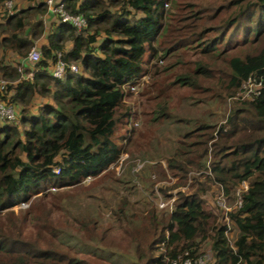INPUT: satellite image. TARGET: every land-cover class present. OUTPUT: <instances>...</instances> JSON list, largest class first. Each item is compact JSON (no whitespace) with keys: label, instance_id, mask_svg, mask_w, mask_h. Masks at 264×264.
Listing matches in <instances>:
<instances>
[{"label":"trees","instance_id":"obj_1","mask_svg":"<svg viewBox=\"0 0 264 264\" xmlns=\"http://www.w3.org/2000/svg\"><path fill=\"white\" fill-rule=\"evenodd\" d=\"M5 1L0 0V36L7 29L10 33L0 44L20 57L42 35L46 44L39 47L41 59L31 79H17L18 71L9 65L0 68L2 77L14 81L7 84V96L18 112L17 122L0 123V210L18 206L48 183L76 185L118 163L125 148L113 136L122 119H132L133 108L125 98L148 73L145 56L161 60L196 46L211 65L197 63L192 73L174 72V84L200 87L216 103L235 96L251 77L261 82L260 93L231 108L223 122L198 123L179 135L164 166L157 165L160 177L170 175L183 183L190 179L188 192H177L171 211H138L139 219L117 241L108 228L91 229L106 248L117 244L124 252L132 249L131 264H168L167 259L185 253L194 257L206 240L212 264H264V0H223L209 16H183L181 27L166 23L169 0H62L69 12L85 17L86 27L77 30L57 20L49 31L42 20L43 0H21L26 7L13 5L12 14ZM205 19L215 23L203 26ZM27 26L29 35H24ZM56 52L79 72L53 77ZM198 77L211 80L210 86L201 85ZM35 94L46 100L33 103ZM243 182L242 205L228 213L237 231L231 243L224 215L206 210L202 194L217 183L233 197ZM121 211L131 219L129 207ZM53 236L64 240L60 231ZM43 247L2 236L0 254L16 258L0 264H91L69 250Z\"/></svg>","mask_w":264,"mask_h":264},{"label":"rangeland","instance_id":"obj_2","mask_svg":"<svg viewBox=\"0 0 264 264\" xmlns=\"http://www.w3.org/2000/svg\"><path fill=\"white\" fill-rule=\"evenodd\" d=\"M222 1L169 0L166 6V23L171 27H181L182 18L187 14L209 16ZM13 3L17 8L27 5L21 0H13ZM111 9L118 10L112 6ZM29 19L30 22L34 21L33 17ZM213 23L215 21L210 22V19L203 20V26ZM28 28L27 26L23 32L24 35H29ZM182 31L180 30V33ZM8 32L10 33V30H5L0 38ZM41 41L39 38L36 39L30 48L34 45L39 46ZM157 46H160V39L157 41ZM158 50L159 55L162 54L163 46L161 45ZM242 51L244 49L235 53ZM18 56L14 50L0 44V66L5 64L17 70L20 59ZM145 59H147L145 67L148 73L141 77L139 84L125 98L126 105L133 108L132 119L131 121L122 119L117 124L113 136L114 141L125 148V153L120 157L123 159L122 162L120 163L119 159L120 161L108 171L76 185L59 187L48 183L44 186V191L33 194L18 206L0 210V237L19 239L24 243L37 242L41 247L44 246L43 248L51 247L58 252L69 250L71 254L84 257L91 264H131L134 261L135 256L130 248L124 252L120 248L123 245L116 244L112 248H106L99 244L98 239L93 235L92 226L96 225L95 231L102 228L110 229V237L117 241L124 235V228L139 219L138 211L152 208L161 212L162 209L158 206L160 200L166 203L175 200L177 192L187 193L190 179L183 183L170 175H166L165 178L160 177L158 176L160 168L158 169L157 165L162 163L164 166L165 158L173 153L177 138L186 129L195 127L198 123L219 124L225 120L231 108L248 98H240L244 95L243 88L238 90L235 96L220 98L215 103L213 102L215 99L206 96V92H202L200 87L174 84V72L192 73L198 66L197 63L207 62L206 64L209 65L212 61L201 54L196 46L182 48L161 60L158 58L150 60L146 56ZM33 66H28L25 72L31 73ZM13 82L9 81L12 84ZM201 82L203 86H210L211 80L202 78ZM161 113L165 114L161 116ZM138 161L145 163L139 173H136L133 172V168ZM198 173L191 172L192 175ZM220 189L219 184L214 183L202 194L205 209L216 214L221 213L216 205V197ZM124 201L134 205L135 208L125 205ZM228 203L232 205V196H229ZM128 207L131 219L121 211V208L128 209ZM132 210L135 212L132 213ZM59 231L64 237L61 242L53 236ZM236 234L237 231L233 228L230 235L231 243L234 242ZM199 253L209 254L210 259L207 264H212L209 240L201 244ZM7 257L14 260L16 254L1 253L0 262H6Z\"/></svg>","mask_w":264,"mask_h":264},{"label":"built area","instance_id":"obj_3","mask_svg":"<svg viewBox=\"0 0 264 264\" xmlns=\"http://www.w3.org/2000/svg\"><path fill=\"white\" fill-rule=\"evenodd\" d=\"M43 3L46 6V13H50L56 17V19L60 22L69 23L77 30L84 29L86 27V19L82 14H73L68 11L66 4L64 1H55V0H43ZM13 2L7 0L4 2V8L8 11V13L12 14L16 10L14 9ZM55 61L51 70V74L55 78H61L64 76L66 71H70L72 73L79 72V69L74 63H67L62 59V53L56 52ZM24 59L30 64L34 65L41 59V51L37 46H32ZM17 71L19 73V79H31L32 72L26 73L24 70V66L21 63L17 67ZM9 83L4 77L0 76V123H15L18 121V112L16 105L10 103L8 101L7 96V84ZM261 82L256 81L253 78H248L241 87L244 88V95L240 96V98H250L253 95H257L260 93ZM134 89V88H133ZM6 96V98H5ZM122 157V156H121ZM121 160V161H120ZM120 163L123 159H120ZM134 168L135 171H140V169L144 166V162L138 161ZM120 167V166H119ZM120 169V168H119ZM118 169V170H119ZM247 189L246 182H243L241 186L236 188L233 193V203L230 205L228 203V197L225 195L222 189H220L217 197H216V205L220 209L221 214L224 215V223L226 225L225 235L230 240V235L233 231V223L228 217V213L238 209L242 205V193ZM173 201H159V207L161 209H165L171 211L173 208ZM210 259L209 254H199L194 257H190L185 253L184 255H178L175 259H167L168 264H207V261Z\"/></svg>","mask_w":264,"mask_h":264},{"label":"crops","instance_id":"obj_4","mask_svg":"<svg viewBox=\"0 0 264 264\" xmlns=\"http://www.w3.org/2000/svg\"><path fill=\"white\" fill-rule=\"evenodd\" d=\"M42 20H43V23H44V27H45V31H49L50 30V28H51V26H52V24L53 23H55V22H57V19H56V17L54 16V15H52V14H50V13H45L44 15H43V17H42ZM37 40H38V38H37ZM39 40H42L41 42H40V44H39V46H37L38 48L40 47V46H42V45H44V44H46V41H45V38H44V36L42 35V36H40L39 37ZM69 47V44L67 43V48ZM20 59H18V63H19V65L22 63L23 64V66H24V70L26 69V68H28V66L30 67V64L24 59V58H22V57H20V56H18ZM1 67V66H0ZM30 70V69H29ZM46 99H44V98H41L40 96H38L37 94H35V95H33V103H35V104H39L40 102H43V101H45ZM36 110V106H33V107H31V111H35Z\"/></svg>","mask_w":264,"mask_h":264},{"label":"clouds","instance_id":"obj_5","mask_svg":"<svg viewBox=\"0 0 264 264\" xmlns=\"http://www.w3.org/2000/svg\"><path fill=\"white\" fill-rule=\"evenodd\" d=\"M118 162H119V161H118ZM144 163H145V162H144ZM135 165H136V164H135ZM133 172L139 173L138 171H135L134 168H133ZM90 178H91V177H90ZM87 179H89V178H87ZM85 180H86V179H85Z\"/></svg>","mask_w":264,"mask_h":264}]
</instances>
